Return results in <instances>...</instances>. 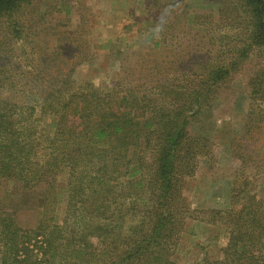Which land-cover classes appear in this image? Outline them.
Returning a JSON list of instances; mask_svg holds the SVG:
<instances>
[{"label":"trees","instance_id":"16d2710c","mask_svg":"<svg viewBox=\"0 0 264 264\" xmlns=\"http://www.w3.org/2000/svg\"><path fill=\"white\" fill-rule=\"evenodd\" d=\"M40 1L0 0V89L17 90L15 80L29 78L40 96L37 106L0 97V179L12 185L0 206V264H201L176 256L186 221H204L184 196L185 179L214 146L188 124L245 70L250 98L264 99V0H210L219 3L217 16L181 0L162 3L175 9L162 46H175L167 56L181 65L163 68L159 98L121 83L69 90L71 10L50 3L39 18L51 10L63 16L44 33L32 15ZM36 33L52 35L43 48ZM178 34L180 44L166 39ZM28 37L36 65L25 70L14 64L28 56ZM45 116L56 118L53 127ZM34 208L36 224L21 226L17 213ZM203 212L228 230L208 264H264V197L249 180L232 189L231 208Z\"/></svg>","mask_w":264,"mask_h":264},{"label":"rangeland","instance_id":"374dc122","mask_svg":"<svg viewBox=\"0 0 264 264\" xmlns=\"http://www.w3.org/2000/svg\"><path fill=\"white\" fill-rule=\"evenodd\" d=\"M156 1L41 0L33 8L32 15L35 18L34 23L44 26V33H52L53 29L46 26L61 20L63 12L51 10L40 19L45 8L55 2L57 8L68 7L71 10L66 31L74 39L70 41L71 45L76 44L77 47L76 50L66 51L67 55L72 56L74 66L68 78L69 90H81L84 82L111 88L120 87L121 83V87L126 89L131 87L134 92L139 91L159 98L158 85L163 83V68L167 70L172 66L177 67L181 62L173 63L178 59L176 54L170 58L167 56L175 46H162L163 34L159 39L148 43L141 39L165 8L162 3L169 2ZM171 1L178 6L179 0ZM181 2V7L192 12L217 16L220 10L219 3L210 0ZM179 32L175 31L176 34ZM44 33L33 34L41 48L52 37ZM30 38H26L28 41L25 44L28 56L20 54L24 50L20 49L23 44L19 45L22 39L16 44V54H20V61H16L14 65L25 70L36 65L32 60L33 54H30ZM166 39L177 42L175 44L183 41L179 34L176 38L167 35ZM144 73L145 78L142 77ZM247 74L248 70L239 72L221 86L212 106L206 108L203 115L191 119L188 124L192 134L208 137L214 146L209 155L198 158L194 175L186 178L184 182L183 193L191 210L195 216L204 218V221L190 218L186 221L176 251L180 263L208 264L218 258L221 248L226 245L228 230L224 221L213 224L208 222L207 212L203 211L231 208L234 186L249 180L253 190L264 197V99L250 98L246 87ZM15 82L17 90L4 87L0 89V97H12L37 106L40 96L30 92L32 85L29 78ZM55 121L54 116H45L42 123L46 128H51ZM11 186V183L0 179V206L11 199ZM62 192L60 186L61 197ZM39 210L22 209L17 213V221L23 227H32L37 222Z\"/></svg>","mask_w":264,"mask_h":264},{"label":"clouds","instance_id":"9594fccd","mask_svg":"<svg viewBox=\"0 0 264 264\" xmlns=\"http://www.w3.org/2000/svg\"><path fill=\"white\" fill-rule=\"evenodd\" d=\"M174 11V6H166L158 15L156 22L147 29V31L142 35L141 39H143L145 43H148L151 40L159 39Z\"/></svg>","mask_w":264,"mask_h":264}]
</instances>
